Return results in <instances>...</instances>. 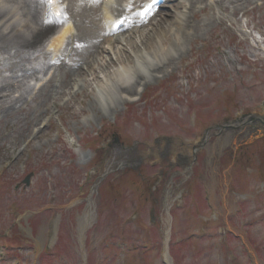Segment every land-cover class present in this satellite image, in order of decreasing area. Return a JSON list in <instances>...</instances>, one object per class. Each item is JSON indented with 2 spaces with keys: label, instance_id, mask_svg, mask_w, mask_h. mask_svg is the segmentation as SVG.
<instances>
[{
  "label": "rangeland",
  "instance_id": "obj_1",
  "mask_svg": "<svg viewBox=\"0 0 264 264\" xmlns=\"http://www.w3.org/2000/svg\"><path fill=\"white\" fill-rule=\"evenodd\" d=\"M54 1L0 2V36L37 26L29 3L71 26L58 49L0 41V264H264V132L235 146L224 127L262 113L264 0L167 2L164 22L105 28L90 66L40 102L77 36L72 0Z\"/></svg>",
  "mask_w": 264,
  "mask_h": 264
},
{
  "label": "bare ground",
  "instance_id": "obj_2",
  "mask_svg": "<svg viewBox=\"0 0 264 264\" xmlns=\"http://www.w3.org/2000/svg\"><path fill=\"white\" fill-rule=\"evenodd\" d=\"M103 1L105 3H103ZM110 1L111 0H102V7L99 0H72L69 3L68 13H71L74 17L77 36L72 38L71 45L67 48L66 54L59 57V59L55 63L57 67L62 69L58 84H55L54 80H51L52 83L50 81L51 84L40 91V102L43 101L46 96L49 97L53 89H55V91L60 95H63L65 92V88L68 86L71 80H73V77L82 73L83 64H86V66H90V60L96 59L95 52L98 51V47L102 42L106 40V38L101 35L102 31L104 32L105 28H107V30H110L112 33L116 32V30L126 29L127 27L128 29H134V24L150 23L152 19H156V16H159V18L156 19V22H164L167 19L165 15L168 13L164 11L163 14H161L163 9L160 7L164 6V4L167 2L172 3L174 7H177L179 4H181L179 0H161L160 2L152 0L144 9L132 11L133 6H137V4L143 3V0H131L125 5L116 6L114 8L115 16L113 17L110 13L111 10H109L107 7V4L110 3ZM196 1L198 0H189V6L191 7ZM244 2H248V0H244ZM30 4L31 3H29V7L27 8V14L29 18L34 22L38 20L37 26L29 34H22L18 31L13 30L14 28L12 26L9 27V32L7 33V35L0 36L1 38H3H0L1 46L3 48L6 46H11L16 50H19L21 48H31L39 44L45 37L52 35L50 41L51 47L53 49L60 48L63 44L65 34L70 32L71 26L68 24L63 27L61 26L58 29L57 24H59V22L61 23V20L58 21L55 17L51 16L49 14V11L44 14L45 16L43 19L42 16L40 18L36 14L35 9L32 10L30 8ZM99 4L100 6L98 8L97 6ZM57 8V2L54 1V3L52 4V10L56 11ZM234 10L235 9L233 8V12ZM8 13H10V11ZM18 14L19 12H17V10H14V15ZM5 15L7 16V13L0 11V19L4 18ZM10 15V17H12L11 13ZM97 17H100L102 19V23L104 24L102 25V28H98L95 30L93 28V20ZM115 19L119 20V23L117 25L115 24ZM25 26H28V23H25ZM190 26L193 30H196L198 28L194 24H190ZM119 39V36L116 35L112 42H120ZM112 47L113 46L110 45L108 47V50H112ZM105 59L104 57H101L99 59V62L102 61L103 66L107 65L105 64ZM157 67L158 65L153 66V68ZM27 72L28 70H26L25 73ZM135 75L136 76L133 80V83L136 82L140 77H145V75L143 76L142 73H135ZM127 76L128 75H126L125 80H127V78L129 77ZM133 83H125V81H122L118 88L120 92L130 94L131 92L135 91V85ZM6 86H8V84H2L0 86V90ZM227 133H229V131H227ZM229 134H231L230 140L234 142V138L236 139V133L231 132ZM85 216H87V214H85Z\"/></svg>",
  "mask_w": 264,
  "mask_h": 264
},
{
  "label": "water",
  "instance_id": "obj_3",
  "mask_svg": "<svg viewBox=\"0 0 264 264\" xmlns=\"http://www.w3.org/2000/svg\"><path fill=\"white\" fill-rule=\"evenodd\" d=\"M262 111L263 114L261 115H255L251 113L241 114L238 118L232 120L231 123L224 126L234 128L237 138L236 142L234 143L235 146L240 143H248L264 132V99L262 100ZM213 127L215 126H210L205 130L206 132L202 138L203 141L206 139L208 130ZM26 182H28V176L26 178Z\"/></svg>",
  "mask_w": 264,
  "mask_h": 264
}]
</instances>
